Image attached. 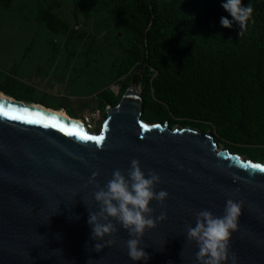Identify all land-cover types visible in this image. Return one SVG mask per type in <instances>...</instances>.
Masks as SVG:
<instances>
[{
  "label": "water",
  "instance_id": "95a60500",
  "mask_svg": "<svg viewBox=\"0 0 264 264\" xmlns=\"http://www.w3.org/2000/svg\"><path fill=\"white\" fill-rule=\"evenodd\" d=\"M0 104L78 124L11 97H0ZM142 111V92L132 81L118 106L107 110L102 146L57 128L0 117V264H199V249L188 243L185 225L194 226V212L203 209L222 216L228 199L243 202L230 252L237 264H264V172L240 162L264 163L220 148L211 133L149 123ZM83 128L93 135L101 132ZM133 159L140 160L145 173L160 175L157 193H169L163 207L155 200L150 203L154 217L166 212L167 219L146 230L141 246L149 255L147 262L129 258V235L118 223L115 245L95 251L94 244L103 241L91 239L88 224L89 211L98 210L93 197L97 189L89 184L93 172H99L96 182L104 186L116 169L127 175Z\"/></svg>",
  "mask_w": 264,
  "mask_h": 264
},
{
  "label": "trees",
  "instance_id": "16d2710c",
  "mask_svg": "<svg viewBox=\"0 0 264 264\" xmlns=\"http://www.w3.org/2000/svg\"><path fill=\"white\" fill-rule=\"evenodd\" d=\"M13 1L0 0V8H10ZM73 2L86 18L107 13L125 30L131 45L125 65H137L141 72L136 82L146 111L171 126L213 129L227 149L261 160L264 0H242L254 8L242 35L222 7L226 0ZM221 17L232 20V27H222Z\"/></svg>",
  "mask_w": 264,
  "mask_h": 264
},
{
  "label": "rangeland",
  "instance_id": "374dc122",
  "mask_svg": "<svg viewBox=\"0 0 264 264\" xmlns=\"http://www.w3.org/2000/svg\"><path fill=\"white\" fill-rule=\"evenodd\" d=\"M130 47L113 15L86 18L73 0H14L10 8H0V90L25 104L66 110L97 133L107 110L118 106L132 81L140 88L137 65H125ZM105 91L109 98L103 96ZM142 118L162 122L144 107ZM178 127L200 130L180 123L171 126ZM203 133L216 138L213 129ZM257 155L261 160H252L264 163V149Z\"/></svg>",
  "mask_w": 264,
  "mask_h": 264
},
{
  "label": "clouds",
  "instance_id": "9594fccd",
  "mask_svg": "<svg viewBox=\"0 0 264 264\" xmlns=\"http://www.w3.org/2000/svg\"><path fill=\"white\" fill-rule=\"evenodd\" d=\"M222 7L239 24L242 35L253 16L252 5L243 6L242 0H226ZM220 23L222 27L231 28L233 21L221 17ZM98 176L99 172H93L89 179V184H94L97 189L93 197L98 205V210L89 211L91 239L103 241L95 243L94 250L99 252L105 247L115 245V234L119 231L118 223L129 235L125 241L129 258L133 261L147 262L149 255L144 251L145 247L141 246L146 230L155 228L158 220L167 219L166 212L154 217L155 210L150 207L153 200L163 207L169 196L167 191L162 190L158 193L155 191L156 185L162 182L160 175L154 170L145 173L140 160L133 159L127 175L116 169L104 186L96 182ZM242 207V201L228 199L222 216H216L208 209L194 212L195 225H185V232L188 243L195 242L199 249L195 253V259L199 264H228L229 261L231 264H237V256L230 252V239L232 234L239 230Z\"/></svg>",
  "mask_w": 264,
  "mask_h": 264
},
{
  "label": "snow or ice",
  "instance_id": "6c2138e0",
  "mask_svg": "<svg viewBox=\"0 0 264 264\" xmlns=\"http://www.w3.org/2000/svg\"><path fill=\"white\" fill-rule=\"evenodd\" d=\"M0 117H5L7 119L20 121L22 123L40 125L45 128L52 127L57 128L64 132L66 135L75 136L78 140L82 142H93L97 146H102L106 139L107 124H105L98 135L89 134L84 130L82 125L73 123L68 125L64 123L59 117L49 116L40 112H32L27 108H14L8 106L5 108L4 104H0ZM140 127L144 131H149V126L147 124H141ZM154 127L159 128V125ZM239 160V157H237ZM241 166L244 168H252L260 172H264V166L252 162L241 161Z\"/></svg>",
  "mask_w": 264,
  "mask_h": 264
},
{
  "label": "bare ground",
  "instance_id": "6f19581e",
  "mask_svg": "<svg viewBox=\"0 0 264 264\" xmlns=\"http://www.w3.org/2000/svg\"><path fill=\"white\" fill-rule=\"evenodd\" d=\"M132 92H133V94L134 95H137L138 94V89L136 88V87H133L132 88ZM0 97L1 98H9V97H3V95H1L0 94ZM33 106H35V107H37V108H39V109H42V110H45L46 108H43V107H41V106H37V105H34V104H32ZM48 112H51V113H56L57 115H59V116H61V117H64V118H66V119H68V120H74V119H72V118H70L69 116H67L66 115V113H64L63 112V110L62 111H53V110H49V109H46ZM78 124H81V125H83L84 123L82 122V120H75Z\"/></svg>",
  "mask_w": 264,
  "mask_h": 264
},
{
  "label": "crops",
  "instance_id": "0c3cea01",
  "mask_svg": "<svg viewBox=\"0 0 264 264\" xmlns=\"http://www.w3.org/2000/svg\"><path fill=\"white\" fill-rule=\"evenodd\" d=\"M0 94L1 95H3V97L5 96V97H7L6 95H4V93H2L1 91H0ZM37 105V104H36ZM38 106V105H37ZM39 106H41V107H43L42 105H39ZM44 108V107H43ZM64 113H66V110L65 111H63ZM67 115V114H66ZM68 116V115H67Z\"/></svg>",
  "mask_w": 264,
  "mask_h": 264
}]
</instances>
